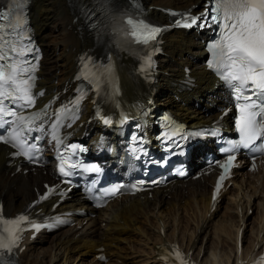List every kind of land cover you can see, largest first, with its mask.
I'll return each instance as SVG.
<instances>
[{
  "label": "bare ground",
  "instance_id": "6f19581e",
  "mask_svg": "<svg viewBox=\"0 0 264 264\" xmlns=\"http://www.w3.org/2000/svg\"><path fill=\"white\" fill-rule=\"evenodd\" d=\"M94 1H31L34 33L43 48L38 85L44 88L45 98L69 89L77 57L93 44V35L82 27L78 5L93 4ZM140 1L157 18L164 17L163 9L185 8L199 2ZM164 40V55L159 57V72L154 84L155 95H150L152 87L147 89L133 74L125 75L128 90L135 85L134 88L148 92L142 95V110L147 109L148 115L157 112L164 104L179 118L192 124L216 118L223 94L219 87L215 89V80L201 65L203 48L197 34L194 31L173 30L164 36ZM121 60L128 66L133 64L129 56H122ZM186 64L191 67L195 84L189 90L179 91V81L184 78L183 66ZM93 114L89 106L84 108L78 121L81 123L78 134L87 138L91 146L99 145L103 140H118L110 131L111 124L105 122L106 115L98 121ZM87 133L90 134L86 137ZM7 153V148L0 145V198L5 211L13 213L35 197V190L40 188L41 181L48 174L40 170L16 172L15 167L8 163ZM241 168L234 171L232 183H236V187L229 186L221 193L214 209L210 203V176L154 189L151 196H123L101 209L90 207L74 193L57 209L80 211L74 223L26 242L19 261L21 264H98V253L102 249L110 258L108 264L118 261L120 264H168L161 255L165 247L173 242L201 264H233L238 229L248 226L250 216L246 211L256 199L262 207L260 218L251 225L252 244L243 246L242 254L256 244L264 243V169L248 172ZM220 207L224 208V214ZM129 257L131 260H128Z\"/></svg>",
  "mask_w": 264,
  "mask_h": 264
},
{
  "label": "snow or ice",
  "instance_id": "6c2138e0",
  "mask_svg": "<svg viewBox=\"0 0 264 264\" xmlns=\"http://www.w3.org/2000/svg\"><path fill=\"white\" fill-rule=\"evenodd\" d=\"M211 5L210 12L206 11L200 16H187L183 13L174 15L181 16L185 21L182 23L178 19L175 22L176 26L191 27L199 22L198 26L216 24L219 29V39L211 45L215 58L213 67L232 86L238 110L235 126L240 138L224 149L226 153H229L227 160L230 163L235 159L231 153L237 146L264 152V0H211ZM0 19L6 20L7 17L0 16ZM127 24L130 26L129 36L134 42L143 45L154 41L157 34L162 31L161 28L146 25L143 21L128 19ZM4 29L5 26L0 24V127L11 126L13 123L6 117H14L15 121L19 122L18 126L34 123L40 119L39 113L26 118L18 115L17 111L12 110L11 107L15 105L21 109L29 108L35 102L32 88L35 83L36 68L33 63L24 59L31 49H27L26 45L20 47L13 44L5 50L7 40ZM5 101L9 104H5ZM61 111L68 110L61 109ZM31 130L28 129V131ZM3 140L4 136L0 135V141ZM257 140H260L259 144L255 143ZM15 141H17V134L10 135L5 142L12 143L13 147L21 149L16 153L17 155L23 154L28 159H33L28 151L23 149V141ZM30 148L35 149L36 145L32 144ZM221 167L225 168L226 173L227 165L221 164ZM93 168L99 171L95 166ZM60 172L65 176L71 175V172L65 171L64 167L60 168ZM224 179L225 175L222 174L219 180ZM219 187L218 182L217 190ZM111 191L114 194L116 190ZM27 219L25 216L4 218L0 208V223L18 224ZM32 227L38 228L40 225L33 224ZM5 231L9 234L8 242L0 236V250L6 249L10 253L13 247L18 246L20 239L18 233L23 229ZM260 259L264 260V257Z\"/></svg>",
  "mask_w": 264,
  "mask_h": 264
},
{
  "label": "rangeland",
  "instance_id": "374dc122",
  "mask_svg": "<svg viewBox=\"0 0 264 264\" xmlns=\"http://www.w3.org/2000/svg\"><path fill=\"white\" fill-rule=\"evenodd\" d=\"M261 209H262V207H261L259 201L256 199L254 205L252 206V209L249 211V214H248L250 216V221L248 222V226L246 228V234H245L246 243H250L251 242V239H250V229L251 228L250 227H251L252 223L254 222V220H257V218L258 219L260 218L259 214H260V210ZM223 210H224V208L221 207V213L222 214H224V212H222ZM169 230L171 231L172 227H170ZM109 259L110 258L107 257L106 260H98V264H108V262L110 261ZM128 260H131V257H129ZM118 262H116V264H120V261H118ZM89 263H91V262H89ZM136 264H141V263L140 262H136Z\"/></svg>",
  "mask_w": 264,
  "mask_h": 264
}]
</instances>
